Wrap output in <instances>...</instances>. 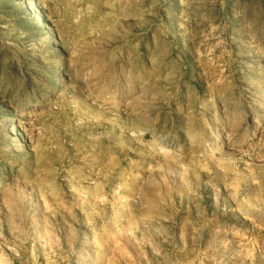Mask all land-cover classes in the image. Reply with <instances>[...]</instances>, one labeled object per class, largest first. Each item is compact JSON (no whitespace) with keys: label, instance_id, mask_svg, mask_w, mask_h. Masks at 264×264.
Here are the masks:
<instances>
[{"label":"rangeland","instance_id":"1","mask_svg":"<svg viewBox=\"0 0 264 264\" xmlns=\"http://www.w3.org/2000/svg\"><path fill=\"white\" fill-rule=\"evenodd\" d=\"M0 264H264V0H0Z\"/></svg>","mask_w":264,"mask_h":264}]
</instances>
